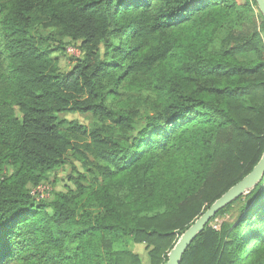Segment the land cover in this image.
<instances>
[{"label": "trees", "instance_id": "trees-1", "mask_svg": "<svg viewBox=\"0 0 264 264\" xmlns=\"http://www.w3.org/2000/svg\"><path fill=\"white\" fill-rule=\"evenodd\" d=\"M37 31L79 43L70 70ZM121 87L136 96L121 100ZM263 152L254 0H0V264H143L132 244L165 264ZM67 158L93 182L32 196ZM180 264H264V174Z\"/></svg>", "mask_w": 264, "mask_h": 264}, {"label": "rangeland", "instance_id": "rangeland-1", "mask_svg": "<svg viewBox=\"0 0 264 264\" xmlns=\"http://www.w3.org/2000/svg\"><path fill=\"white\" fill-rule=\"evenodd\" d=\"M38 33V34H37ZM35 35H38L42 39H46V44L52 50L51 56L55 61L56 65L59 68V71L62 73L70 70L76 59L80 58L81 52L79 49V43H73L68 39H59L53 33H48L44 31L35 32ZM45 44V45H46ZM69 48H73L74 52H68ZM133 96H136L129 90H124L120 88V99L125 100L126 98L132 99ZM60 119L66 121H74L83 126L90 127L93 118L89 114H78V113H68L59 115ZM81 176L84 177L86 183L93 182L91 175L84 171V168L74 159L67 158L65 164H63L59 169L52 173H48L44 180V184H47L53 189V193L66 192L68 189H74L73 185L70 182L71 177ZM239 216L238 207L234 206L231 211L225 213V215L216 218L211 222V226L218 230L223 223H233L237 220ZM244 251H246L248 245H244ZM129 249L137 254L141 259L143 264H148L147 251L144 245L132 244ZM243 251V252H244Z\"/></svg>", "mask_w": 264, "mask_h": 264}, {"label": "water", "instance_id": "water-1", "mask_svg": "<svg viewBox=\"0 0 264 264\" xmlns=\"http://www.w3.org/2000/svg\"><path fill=\"white\" fill-rule=\"evenodd\" d=\"M264 21V0H254ZM264 174V152L261 159L253 170L244 177L240 182L230 188L218 200H216L208 210L199 216L178 238L173 248L167 255V262L165 264H180L181 258L185 251L189 248L196 237L202 233L209 221L214 215L227 205L232 203L237 198L246 195L248 191L258 183Z\"/></svg>", "mask_w": 264, "mask_h": 264}, {"label": "built area", "instance_id": "built-area-1", "mask_svg": "<svg viewBox=\"0 0 264 264\" xmlns=\"http://www.w3.org/2000/svg\"><path fill=\"white\" fill-rule=\"evenodd\" d=\"M68 52H74L73 48H69ZM52 189L47 184H40L30 190V194L36 199L44 200L50 197Z\"/></svg>", "mask_w": 264, "mask_h": 264}]
</instances>
